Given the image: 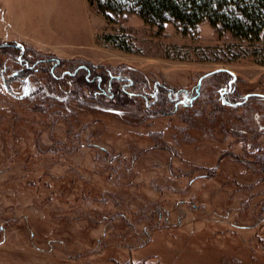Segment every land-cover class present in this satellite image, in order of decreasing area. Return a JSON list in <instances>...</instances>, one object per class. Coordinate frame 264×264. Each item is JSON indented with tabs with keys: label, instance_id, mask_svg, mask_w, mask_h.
Returning a JSON list of instances; mask_svg holds the SVG:
<instances>
[{
	"label": "rangeland",
	"instance_id": "1",
	"mask_svg": "<svg viewBox=\"0 0 264 264\" xmlns=\"http://www.w3.org/2000/svg\"><path fill=\"white\" fill-rule=\"evenodd\" d=\"M68 1L64 18L87 31L83 41L54 26L26 33L32 43L0 26V41L26 44L32 60L55 56L61 69H113L132 77L129 90L155 82L196 95L188 107L157 101L166 113L133 97L71 102L57 116L31 108L27 85H0V264H264V101L220 104L231 76L230 100L264 95V34L249 43L206 21L158 29L126 11L107 22Z\"/></svg>",
	"mask_w": 264,
	"mask_h": 264
},
{
	"label": "trees",
	"instance_id": "2",
	"mask_svg": "<svg viewBox=\"0 0 264 264\" xmlns=\"http://www.w3.org/2000/svg\"><path fill=\"white\" fill-rule=\"evenodd\" d=\"M87 2L94 6L107 22L112 21L111 14L126 11L136 14L142 21L158 29H162L166 23H172L185 32L206 21L219 34L227 33L232 38L249 43L259 42L264 34V0H87ZM101 38L118 48L128 50L121 34L104 33ZM29 50L31 51V48L24 43L0 41V85L9 92L12 83L27 85L25 98L31 102V108L38 111L48 112L54 106L56 110L52 112L57 116H63L64 109H69L67 103L97 106L137 97L142 100L141 107L146 111L166 113V108L157 105V101L168 102L171 108L167 110L177 106L188 107L196 95L188 98L187 92H183L180 97L179 93L173 94L175 92L173 88L155 82L151 90L146 87L137 91L129 90L133 80L126 74L116 73L110 68L103 70V67L87 63L61 69L63 66L61 59L51 56L32 60L25 56V52ZM2 55L10 56L12 61L2 60ZM41 62L46 63L44 68L37 66ZM38 70L48 74V82L33 75ZM233 82L232 76L224 82L225 91L221 92L220 98L222 106L233 108L243 106L251 96H257L264 101V95L260 94H247L240 97L241 100H230L228 95L233 91ZM141 109L139 107L137 113H141ZM83 144L85 143H81ZM256 148L257 151L261 150L259 147ZM257 158L264 160V151Z\"/></svg>",
	"mask_w": 264,
	"mask_h": 264
},
{
	"label": "crops",
	"instance_id": "3",
	"mask_svg": "<svg viewBox=\"0 0 264 264\" xmlns=\"http://www.w3.org/2000/svg\"><path fill=\"white\" fill-rule=\"evenodd\" d=\"M83 1L85 3L87 0ZM64 2V0H50L49 4L47 0H0V26L6 28L7 34H14L22 41L29 43L32 42L23 38L26 33L41 35L47 32L45 26H54L57 34L69 36L68 40L73 39L79 43L85 38L83 36L87 34V31L81 32L78 24H69L65 20L64 16L68 18L70 16V5L68 0L66 4ZM47 9L51 12L47 13ZM55 9H58V12ZM63 20L66 23L62 22Z\"/></svg>",
	"mask_w": 264,
	"mask_h": 264
}]
</instances>
